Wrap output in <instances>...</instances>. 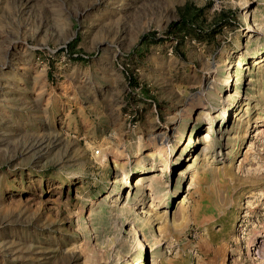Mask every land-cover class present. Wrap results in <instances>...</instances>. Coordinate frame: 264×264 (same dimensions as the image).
I'll return each mask as SVG.
<instances>
[{
	"label": "rangeland",
	"instance_id": "rangeland-1",
	"mask_svg": "<svg viewBox=\"0 0 264 264\" xmlns=\"http://www.w3.org/2000/svg\"><path fill=\"white\" fill-rule=\"evenodd\" d=\"M139 260L264 264V0H0V264Z\"/></svg>",
	"mask_w": 264,
	"mask_h": 264
},
{
	"label": "bare ground",
	"instance_id": "bare-ground-1",
	"mask_svg": "<svg viewBox=\"0 0 264 264\" xmlns=\"http://www.w3.org/2000/svg\"><path fill=\"white\" fill-rule=\"evenodd\" d=\"M249 13V12H248ZM249 24V23H248ZM249 28L251 29V28H254V26H253V24H249ZM261 61V60H260ZM255 62L256 63H259V61H258V59H256L255 60ZM212 129H208V131H206L205 133H203L202 134V139H200L201 141H202V143H204V145H206V146H212V145H214L215 144V141H214V138H212L211 136H210V131H211ZM218 131H220V129L218 130ZM225 131H227V129H225ZM204 151H206L207 149L205 148V149H203ZM105 158L107 159L106 160V162L107 163H109V157L108 156H105ZM193 166V165H192ZM140 181V180H139ZM114 182H117V180L115 179L114 180ZM129 183H130V181H129ZM128 183V185H130ZM137 246V245H136ZM140 250V252H139V255H142V253H143V251L145 250V245H144V242H143V240H142V238H139L138 239V251ZM143 261H141V260H139V264H141ZM153 264H155V262L153 263Z\"/></svg>",
	"mask_w": 264,
	"mask_h": 264
}]
</instances>
